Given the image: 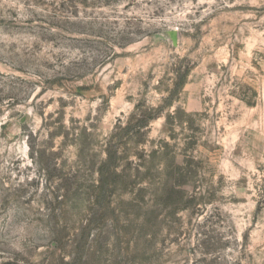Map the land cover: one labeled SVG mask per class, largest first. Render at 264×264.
Listing matches in <instances>:
<instances>
[{
  "label": "rangeland",
  "instance_id": "1",
  "mask_svg": "<svg viewBox=\"0 0 264 264\" xmlns=\"http://www.w3.org/2000/svg\"><path fill=\"white\" fill-rule=\"evenodd\" d=\"M0 264H264V0H0Z\"/></svg>",
  "mask_w": 264,
  "mask_h": 264
},
{
  "label": "trees",
  "instance_id": "2",
  "mask_svg": "<svg viewBox=\"0 0 264 264\" xmlns=\"http://www.w3.org/2000/svg\"><path fill=\"white\" fill-rule=\"evenodd\" d=\"M151 113H152V110L150 111ZM177 112L179 113V111L177 110ZM151 113H149L151 116H150V118H149V120H152V119H155V118H158L159 116H160V114H151Z\"/></svg>",
  "mask_w": 264,
  "mask_h": 264
},
{
  "label": "water",
  "instance_id": "3",
  "mask_svg": "<svg viewBox=\"0 0 264 264\" xmlns=\"http://www.w3.org/2000/svg\"><path fill=\"white\" fill-rule=\"evenodd\" d=\"M171 36L173 38L174 44L176 45V40H177V34H176V32H172L171 33Z\"/></svg>",
  "mask_w": 264,
  "mask_h": 264
}]
</instances>
